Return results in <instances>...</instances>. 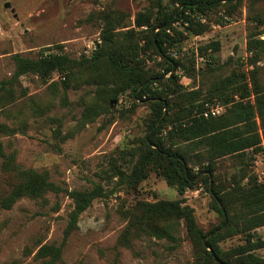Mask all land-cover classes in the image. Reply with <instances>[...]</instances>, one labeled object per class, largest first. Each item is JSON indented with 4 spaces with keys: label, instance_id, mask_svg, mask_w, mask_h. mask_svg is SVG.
Returning <instances> with one entry per match:
<instances>
[{
    "label": "rangeland",
    "instance_id": "rangeland-1",
    "mask_svg": "<svg viewBox=\"0 0 264 264\" xmlns=\"http://www.w3.org/2000/svg\"><path fill=\"white\" fill-rule=\"evenodd\" d=\"M5 2L9 7L4 6ZM149 3L150 0H0V81L11 80L6 87L13 93V100L0 108V196L9 187L3 165L10 154L14 155L15 165L45 170L50 180L64 189H92L99 184L104 193L80 214L76 229L67 237L64 232L73 203L66 192H49L39 199L22 197L10 209H0V264H40L41 260L34 256L43 244L62 245L61 257L55 264H197V248L182 221L175 239L138 233L128 246L119 242L127 225L124 212L137 200L180 198L175 188L154 173L136 190L120 184L111 173L112 158L122 148L135 146L146 133L151 120L148 103L134 104L132 97L125 94L113 102L110 113L82 124L83 110L97 99L95 84L73 80L64 88L66 78L58 73L51 74L45 82L32 72L12 79L14 54L35 58L41 48L54 45L61 46L71 58L89 57L100 45L101 11L123 16L127 29L133 27L135 14ZM252 4L256 11H264V0H238L232 18L225 17L228 21L224 25L211 24L201 35H189L183 25L177 24L187 38L170 54L196 70L194 79L183 76L181 69L177 71L186 90L199 87L205 93L215 77L250 68L246 34L256 26L248 17ZM221 14V10L212 13L211 20ZM261 28L264 26L259 25ZM259 38L264 40V33ZM212 41H218L220 49L209 65L211 61L198 48ZM158 62L162 61L147 60L149 66L160 69ZM258 66V79L264 87V45ZM215 105H222L225 111V105L216 100L205 103L204 108ZM248 156L225 157L216 163L217 179L225 188L241 169L264 181V145ZM181 197L194 209L203 232L220 222L213 198L203 184L188 189ZM255 234L264 238V226ZM242 244L241 235L220 242L224 250ZM256 253L264 258V247Z\"/></svg>",
    "mask_w": 264,
    "mask_h": 264
},
{
    "label": "trees",
    "instance_id": "trees-1",
    "mask_svg": "<svg viewBox=\"0 0 264 264\" xmlns=\"http://www.w3.org/2000/svg\"><path fill=\"white\" fill-rule=\"evenodd\" d=\"M237 4L238 0H150L135 14L133 27L127 29L123 16L101 11V41L91 56L71 58L62 52L61 46L54 45L41 48L35 58L19 53L12 56L15 63L12 79L32 72L45 82L51 74L58 73L66 78L64 88L73 80L95 84L97 99L83 110L82 124L110 113L113 102L125 94L132 97L134 104L140 101L150 106L151 120L146 133L135 146L122 148L112 158L111 173L120 184L133 190L154 173L175 188L180 198L137 200L124 212L127 225L119 242L126 246L138 233L156 239H175L182 221L197 248V264H264V258L256 253L264 247V238L255 234L257 228L264 226V181L241 169L238 175L231 176L225 188L217 179L216 170L220 159L230 156L244 159L250 151L258 152L264 141V87L258 79L264 45L259 38L264 28L258 26H264V11H256L253 4L248 10V17L256 23L246 34L250 68L215 77L205 93L199 87L185 89L177 71L181 69L183 76L194 79L196 70L170 54L187 38L185 31L201 35L211 24L224 25L228 21L225 17L234 16ZM218 10L222 11L221 16L211 20L210 15ZM177 24L186 30H180ZM198 49L205 52L210 65L220 44L212 41ZM158 58L162 61L157 63L160 69L147 64V60ZM10 82L0 81V108L13 100V93L6 87ZM214 100L224 104L225 111L204 117L205 103ZM13 157L10 154L4 161L9 187L0 196V209H10L22 197L39 199L49 192H66L73 206L64 237L76 229L80 214L92 200L104 195L99 184L92 189H64L50 180L47 171L22 168L13 163ZM199 184L211 194L220 216V222L209 232L198 227L194 209L181 197ZM234 235L244 237V244L222 249L220 242ZM61 253V244H43L34 257L41 260L40 264H55Z\"/></svg>",
    "mask_w": 264,
    "mask_h": 264
},
{
    "label": "built area",
    "instance_id": "built-area-1",
    "mask_svg": "<svg viewBox=\"0 0 264 264\" xmlns=\"http://www.w3.org/2000/svg\"><path fill=\"white\" fill-rule=\"evenodd\" d=\"M223 112L224 107L222 105H215L205 109L202 114L204 117H210L221 115ZM262 144L264 145V141H262Z\"/></svg>",
    "mask_w": 264,
    "mask_h": 264
},
{
    "label": "water",
    "instance_id": "water-1",
    "mask_svg": "<svg viewBox=\"0 0 264 264\" xmlns=\"http://www.w3.org/2000/svg\"><path fill=\"white\" fill-rule=\"evenodd\" d=\"M9 5H10L9 2H5V4H4L5 7H9ZM98 46H99V45L97 44V47H98Z\"/></svg>",
    "mask_w": 264,
    "mask_h": 264
}]
</instances>
